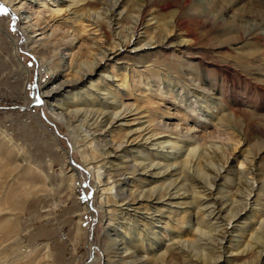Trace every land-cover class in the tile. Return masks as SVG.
Listing matches in <instances>:
<instances>
[{"label": "bare ground", "instance_id": "obj_1", "mask_svg": "<svg viewBox=\"0 0 264 264\" xmlns=\"http://www.w3.org/2000/svg\"><path fill=\"white\" fill-rule=\"evenodd\" d=\"M127 1L131 0H0L18 22L25 50L38 64L34 104L46 106L66 128L72 151L80 156L99 194L98 207L86 205L84 210L91 208L93 217L102 216L107 226L103 238L107 264H173L170 256L174 249L168 243L175 238V251L180 253L182 264H220L223 252L250 256L249 262L256 264L264 254V204L260 209L254 202L252 208L249 200L257 190L264 192V174L258 172L255 156L242 148L247 136L256 132L257 124L240 118V102L231 100L227 83L231 77L243 76L223 66L219 70L221 84L211 79L207 87L198 67L185 59L183 48H176L169 39L173 29L189 38L190 48L204 47L195 30L201 27L196 12L191 14L195 21L172 14L170 30L167 22L153 23L154 8L169 11L173 6H188L193 0H139L141 3L134 2L131 11L124 7ZM219 3L218 7L224 6L223 0ZM118 15L119 31L114 30ZM240 18L234 15L233 21ZM122 20H126V26ZM257 26L246 38L264 42V17ZM240 29L236 26L233 32L241 35L227 33V43L237 44L244 37ZM13 45L17 55L21 47L18 40H13ZM145 47L154 48L145 54H133ZM260 54L263 58L264 51ZM20 63L26 75L32 74ZM248 76L243 79L248 81ZM88 126L103 132L102 142L120 152L114 160L103 150L105 145L84 130ZM11 147L18 148L20 154L19 147L0 128V150L9 152ZM17 159L6 157L0 168L10 167L20 182L19 174H31L35 167ZM74 166L70 165V186L80 174ZM127 174L133 175V180L121 179ZM218 179L235 184L221 188L216 184ZM22 184L11 192L8 184L0 186L3 255L9 254L14 241H23L19 237L20 218L26 200L49 188L37 183L24 188ZM130 185H134L131 190L127 188ZM215 187L219 188L216 195L225 191V196L217 202L218 212L216 208L207 212L204 209L209 205L202 207L207 194L203 192ZM126 188L132 201L125 205L121 203L127 199ZM180 192L187 194L184 199H190L189 203L173 202ZM260 199L264 203V195ZM173 204L191 208L174 211ZM217 215L223 216L221 222L227 225L242 219L249 222L224 232V226L212 222ZM95 228L94 224L87 228L89 243L94 244ZM80 232L81 228L78 236ZM234 233L238 235L235 245ZM41 249L46 262L53 264L49 245ZM112 250L119 259L116 263H111ZM232 263L233 258L225 259L224 264Z\"/></svg>", "mask_w": 264, "mask_h": 264}, {"label": "rangeland", "instance_id": "obj_2", "mask_svg": "<svg viewBox=\"0 0 264 264\" xmlns=\"http://www.w3.org/2000/svg\"><path fill=\"white\" fill-rule=\"evenodd\" d=\"M219 1L221 0H193V3L188 6L177 5L173 6L169 11L164 12L163 10L154 8L153 16L155 19L153 23L156 21L159 24L167 22L168 30H170V25L173 24L170 19L172 14H179L187 20H194L191 15L193 12L200 15L201 18L197 22L201 27H197L198 29L195 28V30H197L196 34L204 44V47L201 45L197 48H190L189 38L173 29L169 34V39L173 41L176 48H183L181 51H185V59L198 67V71L203 77V81L206 82L207 87H209L211 79H215L221 84V72L219 70L223 66H229L243 76L242 78L235 76L231 77L230 80L227 79L229 81L227 82L229 95L231 100L236 98L240 102V118L246 122H254L252 123L253 126L257 124L259 127L256 125V132L249 135V137L247 136V142L243 146L242 151L249 150L251 155L255 156L258 172L263 175L264 57L261 58L260 53L264 51V47L262 46L264 42L261 39L257 43L255 40L246 37L247 34L254 32L258 27L257 25L262 22L264 17V0H223L224 6L220 5L218 7ZM134 2L138 5L141 3L139 0H131L127 1L124 7L127 5L128 7H126L131 11ZM0 5L2 4L0 3ZM3 7L5 6L3 5ZM127 8L125 9L127 10ZM234 15L236 17L242 16V18L233 21ZM116 17L114 20V30L119 31L120 25L117 24L119 15ZM125 21H121L124 26H126ZM13 26L15 27V31L12 30ZM236 26H238V30L241 28V32H245L243 33L244 37L237 41V44L230 45L227 43V33L231 32L229 34L234 36L241 35L233 32ZM261 36L264 39V35ZM13 40H18V44L21 46L17 55H15ZM24 41V36L18 30L16 19L13 22V17L9 12L6 15H0V100H2L0 106V128L11 137L20 149V154H18V148L14 147H11V151L9 152L5 149L0 150V167L5 165L3 162L6 157H16V159L18 158V162L26 160L35 167L31 174L27 173L24 176H20L19 174V179L21 177L20 182L17 180L16 174L11 172L10 167L0 168V172H2L0 173V186L5 188L6 184H8L10 192L18 188L20 183H23L24 188L30 187L34 183H37L39 186L46 185L49 188L45 193H37L26 200L24 212L20 218L21 232L19 237L23 241L21 244H18V241H14L11 244L13 247L8 251L9 254H0V264H48L44 253L39 252L45 244H48L51 249L53 264H107L108 258L103 247L104 232L107 226H105V222L102 223V216L99 218L93 217L91 208H88L87 211L84 210L86 205L98 207L99 194L93 188L92 180L86 174L80 156L74 154L72 151L73 142L66 135V128L53 118L46 106L40 104L36 106L34 104L39 79L38 64L34 57L26 52ZM153 48H138L133 54H145ZM246 53H251L252 56H241ZM130 59L133 60L132 58ZM154 59L153 57L152 62H154ZM157 59L160 60L162 58L157 57ZM21 61L31 70L32 74L28 76L24 73L25 69L20 66ZM130 63L135 62L130 61ZM246 75H249L247 77L248 81L243 79ZM175 123L173 122V124ZM84 130L93 139L95 138V140L101 141L102 145H105L100 139L103 132L96 131L92 126H88ZM215 136L217 135L215 134ZM103 150L109 152L110 156L108 158L113 160L116 158V154H120L110 144L105 145ZM68 154H72V158L69 159ZM126 162L130 161L127 160ZM70 165H75L74 167L80 172L76 178L77 180L73 181L71 186L68 180ZM188 172L190 175L196 176L194 171L189 170ZM132 176L127 174L121 179L133 180ZM146 177L149 179L153 178L149 175ZM157 178L158 176L154 179ZM145 184L148 185V182L146 181ZM216 184L218 187L226 188L228 185L233 187L235 183L218 179ZM134 185L127 186V188L131 190ZM127 188L125 192L127 199L124 200L123 198V202L121 203L125 205L132 201V197L129 196L130 190ZM209 191L203 192V194H207L202 199L206 203L202 207L209 205L207 209H204L205 211L208 212L216 208V212H218L217 202H220L222 200L221 197L225 196V191H221L222 193H218V195L216 193L219 191V188L216 189L215 187ZM232 191H235V189ZM259 192L264 195L263 191L257 190L253 193L255 195H252L249 200L252 208L254 202L259 204L260 209L264 204L260 199L263 195L259 194ZM182 194L184 192H180L178 196H175L173 202L178 203L182 201L184 203V198L187 194L186 196ZM238 196L243 198L242 196L244 195L239 194ZM189 202L190 199H187V202L185 200L186 204ZM186 204H173L172 209L174 211H182L191 208V206ZM125 205L121 206L124 210L127 209ZM220 205L223 206L222 204ZM241 212L243 213L244 209L243 211L240 210L239 213ZM138 213L140 214L141 212ZM217 218L219 220L215 221ZM222 218L223 216L219 217L217 215L213 218L212 222L216 223V226L221 225V228L224 226L222 228L224 232L227 230L232 231L249 222L246 219H242L240 222L231 223L230 226L225 222H221ZM233 220L236 221L235 218ZM80 222H82L81 226ZM92 224L96 226L94 230V233L96 232L94 234V244L97 248H95L93 243H89L87 239V228ZM80 228L81 232L78 236L77 233ZM234 236L232 240L235 245L237 243L235 241H238V238H235L238 235L234 233ZM177 240L175 238L168 243L174 249V253L171 254L170 259L173 258V264H182L180 253L175 251L178 248L176 245ZM21 247L22 250L19 251ZM32 251L37 252L31 254ZM110 253L109 255L113 256L111 257V263L119 261L115 250L110 251ZM141 255L145 256L143 253ZM222 256L223 258L218 261L220 264H224L226 258H233L234 263L232 264H243L246 262V264H252L249 262L250 256L241 257L237 256L236 253L230 255L226 252H223ZM194 261L196 262V259H193ZM255 263L264 264V254L262 260L257 259Z\"/></svg>", "mask_w": 264, "mask_h": 264}, {"label": "snow or ice", "instance_id": "obj_3", "mask_svg": "<svg viewBox=\"0 0 264 264\" xmlns=\"http://www.w3.org/2000/svg\"><path fill=\"white\" fill-rule=\"evenodd\" d=\"M7 13H8V9L3 7V5H0V15H6ZM14 19L15 18H13V22H14ZM12 30L15 31V27L14 26L12 27ZM38 102H40V101H38Z\"/></svg>", "mask_w": 264, "mask_h": 264}, {"label": "built area", "instance_id": "obj_4", "mask_svg": "<svg viewBox=\"0 0 264 264\" xmlns=\"http://www.w3.org/2000/svg\"><path fill=\"white\" fill-rule=\"evenodd\" d=\"M1 104H2V100H0V106H1ZM34 111V110H33Z\"/></svg>", "mask_w": 264, "mask_h": 264}]
</instances>
